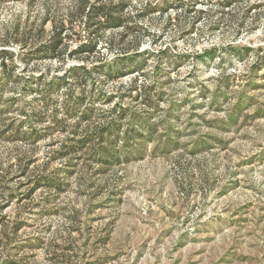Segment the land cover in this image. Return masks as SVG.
<instances>
[{"label": "rangeland", "instance_id": "rangeland-1", "mask_svg": "<svg viewBox=\"0 0 264 264\" xmlns=\"http://www.w3.org/2000/svg\"><path fill=\"white\" fill-rule=\"evenodd\" d=\"M76 3L0 1V50L17 74L48 79L139 52L142 70L98 82L87 125L126 108L121 139L129 125L151 137L107 162L63 154L69 128L32 144L15 134L24 112L53 108L5 87L0 264H264V0H131L132 30L105 31L95 57L26 63L53 23L69 52L88 40ZM53 97L64 118L63 90Z\"/></svg>", "mask_w": 264, "mask_h": 264}, {"label": "trees", "instance_id": "trees-1", "mask_svg": "<svg viewBox=\"0 0 264 264\" xmlns=\"http://www.w3.org/2000/svg\"><path fill=\"white\" fill-rule=\"evenodd\" d=\"M76 2L74 14L85 19V28L89 31L87 33L88 40L82 42L75 50L69 52V45L65 39L66 36L63 34L64 24L53 23L49 40L39 44L30 53L21 57L26 63L44 61V59H58L64 62L66 54L88 60L97 55L99 38L103 37L105 31L122 26L128 30H132V26L128 24L132 17L129 14L131 0H76ZM154 9L147 8V10ZM138 45L136 43V47ZM247 49L249 50V48ZM123 51L126 52L124 54L129 52V50ZM138 54L139 52L133 51L129 55L118 58L111 65V68L107 64H96L92 69L87 68L86 65H74L66 69L62 76L55 75L51 79H48L45 74L39 76L34 74L29 76L17 74L15 72L17 67L15 54L10 50L1 49L0 101L3 98L2 93L5 87L13 84L20 86L23 95L37 92L39 96L35 95L30 100L33 104L39 105V103L45 102V106L51 105L53 108L49 113L43 108L36 109L31 113L24 112V120L18 123V126L15 128L17 137L31 141L34 144L45 135L50 132L52 133V129L55 127L61 131H66L69 128L68 130L72 136L67 139V143L62 145L65 148L63 154L68 155L72 151H79L87 147L91 152H94L93 156H99L97 159L101 161L107 162L110 157H113L114 161L129 159L128 156L122 157L123 150L132 155L130 145L135 140L140 144L146 143L147 139L151 137L150 129L146 134L142 132L141 126H132L130 129L129 125L125 127L124 136L121 139V128H123L124 124L123 119L128 118L126 108H120L119 116H105L102 123L98 122L97 124L87 125V121L91 120L96 114L93 102L97 98V95H99L98 93H100L96 87L98 82L99 84H104L105 81L107 82V79H113L121 75L125 76L134 71L142 70L145 59L142 62H137L136 56H140ZM163 54H165V51H163ZM139 86L140 84L137 85V87ZM58 90H63L61 110H63L64 118L58 117L57 100L53 97V93ZM82 107L83 111L81 110ZM116 107H114L112 113L116 112ZM130 115L132 116V114ZM47 116L52 118L54 126L50 125L51 122L48 125L45 124ZM147 121L151 124L149 120ZM25 122L29 124L26 129H23L25 126L23 123ZM10 127L7 130L13 129V124ZM121 143L124 144L121 146Z\"/></svg>", "mask_w": 264, "mask_h": 264}]
</instances>
